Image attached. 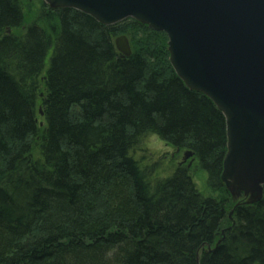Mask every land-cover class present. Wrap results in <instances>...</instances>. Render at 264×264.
Masks as SVG:
<instances>
[{"label":"trees","instance_id":"obj_1","mask_svg":"<svg viewBox=\"0 0 264 264\" xmlns=\"http://www.w3.org/2000/svg\"><path fill=\"white\" fill-rule=\"evenodd\" d=\"M22 2L0 0V264H264V187L214 247L229 204L225 119L159 61L163 32L42 4L7 35L24 25ZM130 27L160 49L121 57L113 37ZM150 134L193 153L209 195L173 163L152 178L133 158Z\"/></svg>","mask_w":264,"mask_h":264},{"label":"water","instance_id":"obj_2","mask_svg":"<svg viewBox=\"0 0 264 264\" xmlns=\"http://www.w3.org/2000/svg\"><path fill=\"white\" fill-rule=\"evenodd\" d=\"M44 1L50 8L77 10L104 26L132 19L164 32L177 76L208 97L225 118L222 183L230 190L247 192L252 203L262 198L264 0ZM114 45L121 57L131 55L124 36L117 37ZM192 156L186 151L182 161Z\"/></svg>","mask_w":264,"mask_h":264},{"label":"rangeland","instance_id":"obj_3","mask_svg":"<svg viewBox=\"0 0 264 264\" xmlns=\"http://www.w3.org/2000/svg\"><path fill=\"white\" fill-rule=\"evenodd\" d=\"M42 4L45 5L46 7H50L49 4H47L44 0H23L22 6H23V13L25 16L24 25L22 28L15 31V34L23 33L27 25L35 21L34 15L42 8ZM163 34L166 36L164 32ZM120 36H124L126 40L128 41L131 53H132V48L134 47V44L136 43L145 44L146 42H148L149 45H152L155 48H159L160 46L159 45L160 41L152 38L147 32H138V31H135V29L131 27L127 31L123 33H119L118 35L114 36L113 42L115 41L117 37H120ZM166 39L167 41H165L163 45H162V42H160V44L165 47V51H164L165 57L163 58L159 57V61L160 62L162 61L163 63L165 61L167 67L170 68L176 74L172 66L171 56L169 53V43H168L169 41H168L167 36H166ZM50 55H51V51L48 53L45 59V68L42 74L40 75V77L38 78V81L40 84H39V89H38L39 91L37 93V100H36V106H35V117L37 120V125H39L40 127V130H43L45 126L44 118L38 112L42 110L41 102L45 96V91L41 84L42 83L41 78L44 77L45 75V71L48 67ZM186 150L187 149H175L174 147L160 140L158 136L154 134H150L144 137L140 141L138 146L135 148L134 153H133V158L136 161H138L142 166H145L148 168L154 167V170L151 174V176H153L152 177L153 179L157 177L165 178V177L170 176L172 173V169H173V167L170 168L169 166L170 163H173V166H176V167L187 168L190 171V174L192 175L194 180L197 182L199 190L209 195L210 192L208 191V189H206V186H205V175L199 169L198 164H197L198 163L197 159L189 158L187 159L186 162L182 161L183 154L185 153ZM226 154H227V145H226L225 155ZM224 187L229 196V204H227L224 207L225 217L221 225V231L217 235V239H220L222 237L223 231L232 227V222H233L232 214H233V209L235 208V206H238L240 204H246L251 201V196L247 192L238 191V190H230L228 187L226 186Z\"/></svg>","mask_w":264,"mask_h":264},{"label":"bare ground","instance_id":"obj_4","mask_svg":"<svg viewBox=\"0 0 264 264\" xmlns=\"http://www.w3.org/2000/svg\"><path fill=\"white\" fill-rule=\"evenodd\" d=\"M66 9H69V8H66ZM72 10H74V9H72ZM12 33V31L10 30V29H7L6 30V34L7 35H10ZM13 33H15V31H13ZM186 151H189V150H186ZM185 151V152H186ZM183 162H186V161H183ZM195 181V180H194ZM196 182V181H195ZM196 184H197V182H196ZM197 187H198V184H197ZM199 189V188H198ZM207 189V188H206ZM224 239H216V242H215V245H216V243L217 242H219V244L223 241ZM215 245H214V247H215ZM213 247V248H214ZM207 249H209V250H212V248L210 247V246H207Z\"/></svg>","mask_w":264,"mask_h":264}]
</instances>
